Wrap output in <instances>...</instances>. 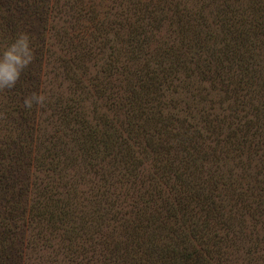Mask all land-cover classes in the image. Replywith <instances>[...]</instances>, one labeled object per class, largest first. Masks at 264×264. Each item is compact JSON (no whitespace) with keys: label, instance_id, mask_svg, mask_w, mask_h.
<instances>
[{"label":"trees","instance_id":"obj_1","mask_svg":"<svg viewBox=\"0 0 264 264\" xmlns=\"http://www.w3.org/2000/svg\"><path fill=\"white\" fill-rule=\"evenodd\" d=\"M14 1L0 49L35 58L0 90V264H264V0Z\"/></svg>","mask_w":264,"mask_h":264},{"label":"clouds","instance_id":"obj_2","mask_svg":"<svg viewBox=\"0 0 264 264\" xmlns=\"http://www.w3.org/2000/svg\"><path fill=\"white\" fill-rule=\"evenodd\" d=\"M35 49L26 33H19L7 47L0 49V90L12 89L20 80L24 69L34 61ZM45 96L32 93L23 99L25 109L43 104Z\"/></svg>","mask_w":264,"mask_h":264},{"label":"rangeland","instance_id":"obj_3","mask_svg":"<svg viewBox=\"0 0 264 264\" xmlns=\"http://www.w3.org/2000/svg\"><path fill=\"white\" fill-rule=\"evenodd\" d=\"M2 1H6V4H4V5H2L1 4V2ZM10 1H13L14 3H15V1L14 0H0V10H2L3 9V11L4 10H7L8 9V7H6V5H8L9 4V2ZM17 2H21V1H25V0H16ZM241 1H243V0H241ZM72 2V1H71ZM92 2H94V3H96L95 5H97V6H102V4L104 3V2H106V1H104V0H89L88 1V3H87V6H82V7H79L80 9H82V10H85L86 9V7H88L89 5H91V3ZM113 4V2L111 1L110 3H109V6L111 7V9L110 10H112L114 13L117 11V5L115 6H113L112 5ZM247 4V3H246ZM85 5V4H84ZM85 7V8H84ZM84 8V9H83ZM98 9H99V7H97ZM100 10V9H99ZM79 12V11H78ZM79 13H82V12H79ZM64 19H66V20H68V16H64L63 17ZM81 21H80V24L79 25H77L78 27V30L77 29H74L75 31H76V35L77 36H80V37H82L81 35L84 33V31H85V26H86V20H84V19H80ZM61 24V23H60ZM72 24H75L73 21H72V23H71V26L72 27H75V25H72ZM68 26H69V23L67 24ZM87 25H88V23H87ZM166 25H168V23H165L164 25H163V27L161 28L162 30H165L166 28H164V26H166ZM33 26H35V29H37V28H40L41 29V24L38 22V21H34L33 22ZM44 26V25H43ZM48 26V28L50 29V25H47ZM52 26V25H51ZM68 26H66V28L68 29ZM70 27V26H69ZM33 32H34V34H37L38 33V31L36 32L34 29H33ZM51 41H54V44H56V41L54 40V39H51ZM207 81V82H206ZM181 84V83H180ZM137 86V85H136ZM135 86V87H136ZM139 87H140V85H138ZM181 87L180 88H178V91L181 93V91H182V89H183V87H182V84L180 85ZM198 86H200V90H201V92H199V95H198V99H199V101H198V103L200 104V107L201 106H206V107H203V108H210V107H213L216 103H218V102H224L223 100H221L224 96L219 92V91H210V89L212 88V85H211V83L209 82V80L207 79L206 80V75L205 74H202L200 77H199V84H198ZM125 89L126 90H130L131 89V86L129 85V86H126L125 87ZM185 90V89H184ZM177 92V91H176ZM201 93V94H200ZM214 95H216V96H219V98L218 97H214ZM215 98V99H214ZM174 99H176V98H174ZM217 99V100H216ZM223 105H226V103H223ZM225 108V107H224ZM201 210H203L202 208H195V211L196 212H202ZM203 214V213H202ZM200 215V214H199ZM198 216V215H197Z\"/></svg>","mask_w":264,"mask_h":264}]
</instances>
